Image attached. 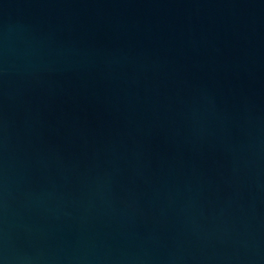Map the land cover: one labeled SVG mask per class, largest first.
Here are the masks:
<instances>
[{"label":"water","instance_id":"1","mask_svg":"<svg viewBox=\"0 0 264 264\" xmlns=\"http://www.w3.org/2000/svg\"><path fill=\"white\" fill-rule=\"evenodd\" d=\"M0 264H264V0H0Z\"/></svg>","mask_w":264,"mask_h":264}]
</instances>
